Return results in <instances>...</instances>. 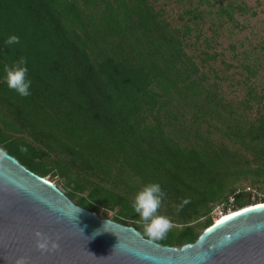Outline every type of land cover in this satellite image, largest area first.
Segmentation results:
<instances>
[{
  "label": "trees",
  "instance_id": "16d2710c",
  "mask_svg": "<svg viewBox=\"0 0 264 264\" xmlns=\"http://www.w3.org/2000/svg\"><path fill=\"white\" fill-rule=\"evenodd\" d=\"M191 33L150 0H0V148L164 246L264 202V113L207 88Z\"/></svg>",
  "mask_w": 264,
  "mask_h": 264
},
{
  "label": "water",
  "instance_id": "95a60500",
  "mask_svg": "<svg viewBox=\"0 0 264 264\" xmlns=\"http://www.w3.org/2000/svg\"><path fill=\"white\" fill-rule=\"evenodd\" d=\"M0 264H264V202L180 248L76 204L0 148Z\"/></svg>",
  "mask_w": 264,
  "mask_h": 264
},
{
  "label": "rangeland",
  "instance_id": "374dc122",
  "mask_svg": "<svg viewBox=\"0 0 264 264\" xmlns=\"http://www.w3.org/2000/svg\"><path fill=\"white\" fill-rule=\"evenodd\" d=\"M150 1L174 28L184 30L185 25L192 27L186 50L189 55L196 56L201 71L199 75L202 72L206 74L208 89L218 90L232 104L231 110L238 116H245L244 119L264 113V98L262 101L260 98L261 95L264 97V0H210V3L199 0ZM221 4L229 8L232 20L218 12ZM189 10L203 12L204 19H194L188 14ZM248 66L252 67V73L247 70ZM252 89L256 91V99L247 103ZM184 122L188 125L187 121ZM203 125L208 127L206 123ZM46 179L67 194V178L49 175ZM244 185L250 186L249 183ZM256 191L258 194L251 196L253 201L264 195L263 189ZM222 208L223 205L217 207L216 217L222 215ZM97 214L114 220L117 209L105 206ZM152 226L149 225L148 229Z\"/></svg>",
  "mask_w": 264,
  "mask_h": 264
},
{
  "label": "bare ground",
  "instance_id": "6f19581e",
  "mask_svg": "<svg viewBox=\"0 0 264 264\" xmlns=\"http://www.w3.org/2000/svg\"><path fill=\"white\" fill-rule=\"evenodd\" d=\"M48 180V179H47ZM49 181V180H48ZM53 183V182H52ZM234 213V211H231V212H228L227 214H222L218 219H217V221L216 222H219L220 220H225V219H227L231 214H233Z\"/></svg>",
  "mask_w": 264,
  "mask_h": 264
}]
</instances>
